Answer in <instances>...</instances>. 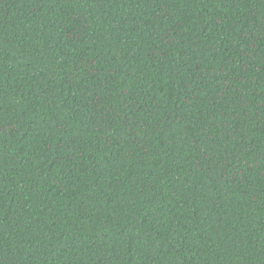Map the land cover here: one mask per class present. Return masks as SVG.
Wrapping results in <instances>:
<instances>
[{
    "label": "trees",
    "instance_id": "1",
    "mask_svg": "<svg viewBox=\"0 0 264 264\" xmlns=\"http://www.w3.org/2000/svg\"><path fill=\"white\" fill-rule=\"evenodd\" d=\"M0 264H264V0H0Z\"/></svg>",
    "mask_w": 264,
    "mask_h": 264
}]
</instances>
